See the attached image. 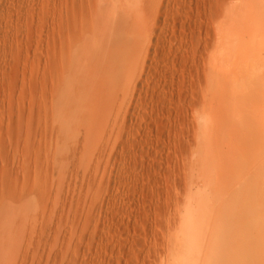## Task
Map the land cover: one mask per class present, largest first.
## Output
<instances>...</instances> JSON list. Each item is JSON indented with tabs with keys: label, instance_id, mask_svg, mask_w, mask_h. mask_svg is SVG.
I'll use <instances>...</instances> for the list:
<instances>
[{
	"label": "rangeland",
	"instance_id": "1",
	"mask_svg": "<svg viewBox=\"0 0 264 264\" xmlns=\"http://www.w3.org/2000/svg\"><path fill=\"white\" fill-rule=\"evenodd\" d=\"M263 56L264 0H0V264H264Z\"/></svg>",
	"mask_w": 264,
	"mask_h": 264
},
{
	"label": "bare ground",
	"instance_id": "2",
	"mask_svg": "<svg viewBox=\"0 0 264 264\" xmlns=\"http://www.w3.org/2000/svg\"><path fill=\"white\" fill-rule=\"evenodd\" d=\"M259 7H260V6H259ZM262 8H263V7H262ZM260 9H261V8H260ZM261 11H262V10H261ZM259 17H260V16H259ZM263 57H264V56H263ZM112 81H113V80H112ZM259 81H260V80H259ZM113 82H114V81H113ZM109 84H111L110 87L113 85L112 82L109 83ZM125 84H126V83H125ZM105 86H106V85H105ZM116 86H117V85H116ZM108 87H109V86H108ZM113 87H114V86H113ZM113 87H112V88H113ZM117 87H118V86H117ZM107 91H110V90L107 89ZM105 93H106V92H105ZM106 95H107V94H106ZM109 96H110V95H109ZM106 109H107V108H106ZM101 110H102V109H101ZM103 110H104V109H103ZM240 129H241V128H240ZM231 130H232V129H231ZM233 132H234V131H233ZM234 133H235V132H234ZM237 135H238V134H237ZM230 136H231V135H230ZM232 136H233V135H232ZM244 138H245V137H244ZM185 245H186V244H185ZM186 246H189V245L187 244ZM188 248H189V247H188ZM192 248H193V247H192ZM186 250H187V248H186ZM190 250H192V249L190 248ZM202 250H203V249H202ZM199 252H200V251H199ZM199 252H198V253H199ZM189 253H191V251H190ZM202 254H203V253H202ZM200 255H201V253H200ZM182 256H183V255H182ZM185 256H186V254H185ZM201 256H202V255H201ZM188 257H189V256H188ZM190 257H191V256H190ZM209 259H210V258H209ZM199 260H200V259H199ZM189 261H190V260H189ZM200 261L202 262V260H200ZM201 262H200V263H201ZM187 263L190 264V262H187ZM200 263H199V264H200ZM181 264H182V263H181ZM194 264H196V263L194 262ZM202 264H203V262H202Z\"/></svg>",
	"mask_w": 264,
	"mask_h": 264
}]
</instances>
